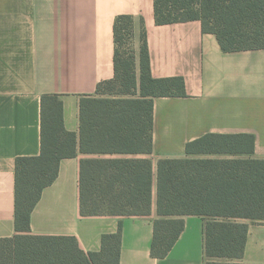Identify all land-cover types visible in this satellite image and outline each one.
I'll use <instances>...</instances> for the list:
<instances>
[{"label": "crops", "instance_id": "obj_1", "mask_svg": "<svg viewBox=\"0 0 264 264\" xmlns=\"http://www.w3.org/2000/svg\"><path fill=\"white\" fill-rule=\"evenodd\" d=\"M134 21L140 74L146 32L154 77L181 76L186 95L154 98L153 152L89 153L80 148V101L98 96L115 75V22ZM57 94L66 129L77 134V154L65 157L31 215L30 233L73 236L84 251H99L105 233L121 231L120 264H206V220L185 216V227L165 257L152 255L157 213V164L186 158V146L208 133L253 134V154H198L194 158L264 159V46L225 51L199 19L158 24L154 0H0V238L15 225L16 159L42 150L43 96ZM150 158L152 212L146 216H82L83 158ZM249 223L243 264H264V222Z\"/></svg>", "mask_w": 264, "mask_h": 264}, {"label": "trees", "instance_id": "obj_2", "mask_svg": "<svg viewBox=\"0 0 264 264\" xmlns=\"http://www.w3.org/2000/svg\"><path fill=\"white\" fill-rule=\"evenodd\" d=\"M158 24L199 19L225 51L264 46V0H154ZM134 21L115 22V75L98 85V96L80 101V148L89 153L153 152L154 98L186 95L181 76L152 75L146 32L140 74L133 46ZM42 150L16 159L15 225L0 238V264H120L121 231L105 233L99 251H84L73 236L30 233L31 215L43 190L58 176L60 162L77 154V134L66 129L63 101L42 100ZM253 134L208 133L186 146V158L157 164V213L152 255L169 254L185 227V216L205 223L206 264H243L249 223L264 222V159L194 158L198 154H253ZM154 171L150 158H83L82 216H146L152 212Z\"/></svg>", "mask_w": 264, "mask_h": 264}]
</instances>
